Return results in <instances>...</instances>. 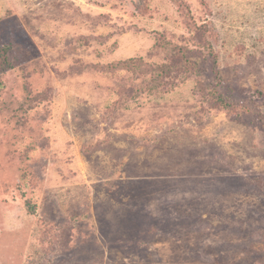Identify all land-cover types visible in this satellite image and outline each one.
I'll use <instances>...</instances> for the list:
<instances>
[{
	"label": "rangeland",
	"instance_id": "obj_1",
	"mask_svg": "<svg viewBox=\"0 0 264 264\" xmlns=\"http://www.w3.org/2000/svg\"><path fill=\"white\" fill-rule=\"evenodd\" d=\"M0 264H264V0H0Z\"/></svg>",
	"mask_w": 264,
	"mask_h": 264
}]
</instances>
